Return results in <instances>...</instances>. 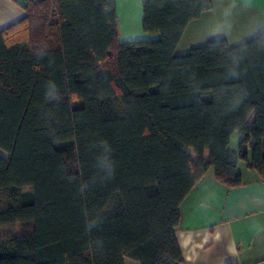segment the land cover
<instances>
[{
  "label": "trees",
  "instance_id": "obj_1",
  "mask_svg": "<svg viewBox=\"0 0 264 264\" xmlns=\"http://www.w3.org/2000/svg\"><path fill=\"white\" fill-rule=\"evenodd\" d=\"M142 4L157 39L120 42L115 0H28L0 30V264H184L196 183L264 177V30L177 54L212 0Z\"/></svg>",
  "mask_w": 264,
  "mask_h": 264
},
{
  "label": "crops",
  "instance_id": "obj_2",
  "mask_svg": "<svg viewBox=\"0 0 264 264\" xmlns=\"http://www.w3.org/2000/svg\"><path fill=\"white\" fill-rule=\"evenodd\" d=\"M27 2L0 0V30L26 15ZM115 2L120 42L159 38L143 27L142 0ZM212 4L188 23L177 54L216 38L237 45L264 30V0H212ZM0 154L5 155L1 150ZM240 171L243 183L230 187L211 169L182 202L176 234L184 264H264V177L247 164ZM125 264L140 262L126 258Z\"/></svg>",
  "mask_w": 264,
  "mask_h": 264
},
{
  "label": "rangeland",
  "instance_id": "obj_3",
  "mask_svg": "<svg viewBox=\"0 0 264 264\" xmlns=\"http://www.w3.org/2000/svg\"><path fill=\"white\" fill-rule=\"evenodd\" d=\"M237 142L236 136L233 137L232 144L230 145V150L233 153H237V149L235 148V143ZM193 155L195 156V153L193 152ZM246 165L245 162H240V168L243 169V167ZM20 230V225L16 224L15 226L10 228V231L17 233Z\"/></svg>",
  "mask_w": 264,
  "mask_h": 264
},
{
  "label": "clouds",
  "instance_id": "obj_4",
  "mask_svg": "<svg viewBox=\"0 0 264 264\" xmlns=\"http://www.w3.org/2000/svg\"><path fill=\"white\" fill-rule=\"evenodd\" d=\"M103 143H104L105 150L108 151L109 149H108V145H107V143H106V142H103ZM105 162H106V161H105ZM111 167H112V166L109 164V165H108V168H109V174H111ZM90 227H92V224H89V228H90Z\"/></svg>",
  "mask_w": 264,
  "mask_h": 264
}]
</instances>
